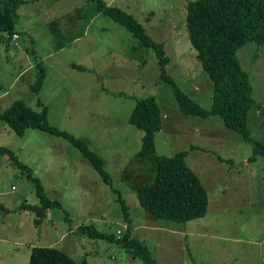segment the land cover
<instances>
[{"label": "rangeland", "instance_id": "rangeland-1", "mask_svg": "<svg viewBox=\"0 0 264 264\" xmlns=\"http://www.w3.org/2000/svg\"><path fill=\"white\" fill-rule=\"evenodd\" d=\"M134 14L162 42L167 72L199 105L210 106L211 80L185 28L187 0H103ZM15 39L0 37V111L14 99L39 110L49 123L83 139L102 159L106 180L69 140L40 129L15 134L0 120V145L10 149L59 205L39 203L25 171L0 153V264H26L31 247L50 246L88 264H143L120 244L127 233L146 244L156 264H264V158L249 161L253 144L226 128L218 114L185 115L171 86L159 78L157 57L92 0H18ZM259 104L248 111L250 137L264 142V48L237 50ZM45 69L38 93L29 89ZM72 63L86 67L78 70ZM153 96L162 112L155 153L185 150V160L206 188L204 215L179 223L141 206L137 188L150 181L154 160L142 152L143 130L128 122L138 99ZM219 158L220 160H218ZM129 221V222H126ZM87 225L110 238L81 231ZM119 230V233L117 232Z\"/></svg>", "mask_w": 264, "mask_h": 264}, {"label": "trees", "instance_id": "trees-1", "mask_svg": "<svg viewBox=\"0 0 264 264\" xmlns=\"http://www.w3.org/2000/svg\"><path fill=\"white\" fill-rule=\"evenodd\" d=\"M92 1L96 2L100 12L111 17L139 40L137 47L144 46L154 51L159 78L170 84L177 105L185 115L218 114L226 128L237 132L253 144L249 161L256 160L259 156L264 158V142L252 139L247 125L249 109L259 103L253 98L249 76L241 67L236 54L246 43L252 42L264 48V0H187L184 22L188 39L201 68L211 80L208 108L199 105L174 83L167 72L169 57L164 51L163 43L148 35L134 14L108 5L103 0ZM17 4L18 0H0V37L5 35L11 38L14 33L12 17ZM37 65V76L29 84V89L35 93L39 92L45 77L44 66L39 62ZM72 66L78 70H86L80 64L72 63ZM36 102L39 110L32 109L20 99L12 100L0 111L1 122L17 135L32 128L66 138L106 180L108 172L104 168L103 159L83 139L50 124L47 106L39 98ZM128 122L143 130L142 152L151 156L155 163L151 180L138 186L136 191L141 206L157 217L179 223L204 215L208 204L206 188L188 166L185 160L186 151H177L169 156L155 153L154 133L162 124V112L155 98L146 96L138 99L134 109H131ZM0 153L7 154L12 165L31 177L28 168L10 149L0 145ZM31 180L35 184L39 203L22 202L19 206L37 213L32 218L33 225H37L46 208L59 205L60 202L46 196L36 177H31ZM0 208L8 210L2 202ZM130 228L127 223V233L117 238L120 244L133 249L131 253L134 255H140L143 264H156L146 244L130 236ZM79 229L92 235L110 238L87 225H82ZM26 264L88 263L85 260L75 261L68 253L55 247L40 246L30 248Z\"/></svg>", "mask_w": 264, "mask_h": 264}, {"label": "built area", "instance_id": "built-area-1", "mask_svg": "<svg viewBox=\"0 0 264 264\" xmlns=\"http://www.w3.org/2000/svg\"><path fill=\"white\" fill-rule=\"evenodd\" d=\"M16 37H17L16 34H12V35H11V38H12V39H15ZM124 227H126V224H124ZM117 232L119 233V230H118Z\"/></svg>", "mask_w": 264, "mask_h": 264}]
</instances>
